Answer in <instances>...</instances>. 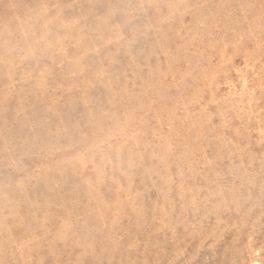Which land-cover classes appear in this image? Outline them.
Masks as SVG:
<instances>
[{
  "label": "rangeland",
  "instance_id": "rangeland-1",
  "mask_svg": "<svg viewBox=\"0 0 264 264\" xmlns=\"http://www.w3.org/2000/svg\"><path fill=\"white\" fill-rule=\"evenodd\" d=\"M0 264H264V0H0Z\"/></svg>",
  "mask_w": 264,
  "mask_h": 264
}]
</instances>
